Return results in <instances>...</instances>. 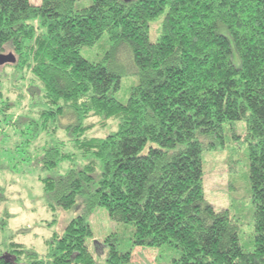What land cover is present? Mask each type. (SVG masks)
Wrapping results in <instances>:
<instances>
[{
    "label": "trees",
    "instance_id": "trees-1",
    "mask_svg": "<svg viewBox=\"0 0 264 264\" xmlns=\"http://www.w3.org/2000/svg\"><path fill=\"white\" fill-rule=\"evenodd\" d=\"M77 2L0 0V52L16 56L0 65V131L3 121L63 119L83 158L59 172L76 158L65 140L37 156L53 170L42 178L46 204L77 214L48 240L45 255L12 242L0 264H97L87 242L88 216L97 206L133 225L126 249L106 238L109 264L130 262L136 246L176 248L172 264H264V0H91L81 8ZM156 18L159 35L150 40ZM105 33L113 47L132 52L138 81L126 102L116 97L121 73L81 54ZM11 66L15 78L5 92ZM25 72L32 75L30 101L16 116L9 93L20 103L25 98L17 83ZM240 119L254 202L249 250L236 217L217 210L204 192L202 152L224 144L226 122ZM110 120L114 131L87 135Z\"/></svg>",
    "mask_w": 264,
    "mask_h": 264
},
{
    "label": "rangeland",
    "instance_id": "rangeland-1",
    "mask_svg": "<svg viewBox=\"0 0 264 264\" xmlns=\"http://www.w3.org/2000/svg\"><path fill=\"white\" fill-rule=\"evenodd\" d=\"M38 4L41 0H31ZM91 0H78L76 7L89 5ZM161 18H156L150 28V40L159 35ZM9 52V51H8ZM81 54L89 59L102 61L121 73V86L116 97L126 102L132 85L137 83L138 75L131 66L132 52L127 45L113 47L108 34L105 33L91 46H83ZM2 65V64H1ZM3 79V90L8 91L12 85L15 69L7 67ZM21 74V73H20ZM25 79L17 82L25 98L21 103L15 91L9 93L10 99L17 102L13 107L16 116L26 112L30 98L31 73L25 72ZM19 76V75H17ZM32 118V117H31ZM20 123L11 124L3 121L0 131V252L7 253L12 242L24 244L45 255L49 249L48 240L55 232L64 229L69 220L76 216L75 208L53 209L46 204L42 178L53 170L45 168L38 160V155L45 152L48 145L58 140H65V150L73 151L76 158L64 161L57 168L64 172L73 164L82 162L81 154L74 150L71 138L63 126L67 121L47 120L35 116L34 121L19 119ZM97 121V118H92ZM38 122V123H36ZM47 123V128H44ZM117 125L110 120L107 126L95 125L87 135L105 136L114 131ZM246 130L245 120H236L233 124L226 122L224 144L215 148H206L202 152L204 169V192L206 198L217 210L229 209L230 214L239 222V238L245 249L253 247L254 240V202L249 179L248 142L240 135ZM56 169V171H57ZM92 236L88 238L90 250L96 257L97 264H109L106 260L109 244L106 238L119 242V249L130 246L133 234L131 223L113 220L105 207L97 206L88 216ZM159 248L136 246L130 262L126 264H172L180 255L176 248ZM9 258L12 255L7 254Z\"/></svg>",
    "mask_w": 264,
    "mask_h": 264
},
{
    "label": "water",
    "instance_id": "water-1",
    "mask_svg": "<svg viewBox=\"0 0 264 264\" xmlns=\"http://www.w3.org/2000/svg\"><path fill=\"white\" fill-rule=\"evenodd\" d=\"M130 1V0H126ZM16 60V56L13 52H0V65L6 62H14Z\"/></svg>",
    "mask_w": 264,
    "mask_h": 264
}]
</instances>
